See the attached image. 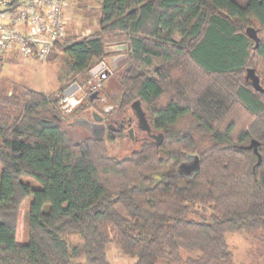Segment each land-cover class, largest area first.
I'll use <instances>...</instances> for the list:
<instances>
[{"label": "trees", "instance_id": "trees-1", "mask_svg": "<svg viewBox=\"0 0 264 264\" xmlns=\"http://www.w3.org/2000/svg\"><path fill=\"white\" fill-rule=\"evenodd\" d=\"M108 36L125 39L127 56L114 69L119 102L100 113L140 101L164 137L123 157L107 139L124 133L76 141L62 125L65 90L91 87ZM56 50L57 91L5 88L0 75V264H110L109 244L134 264H234L227 233L264 231V92L246 79L252 67L264 87V0H102L98 30ZM15 56L0 52L1 67ZM86 99L71 115L96 108ZM252 139L260 163L243 147ZM195 156L199 169L180 174Z\"/></svg>", "mask_w": 264, "mask_h": 264}, {"label": "rangeland", "instance_id": "rangeland-1", "mask_svg": "<svg viewBox=\"0 0 264 264\" xmlns=\"http://www.w3.org/2000/svg\"><path fill=\"white\" fill-rule=\"evenodd\" d=\"M101 8L102 0H68L65 17L68 32H66L65 36H84L98 30ZM124 40L125 39L122 37L116 38L108 36L106 38V50L111 53V56L104 61L110 62L112 58L119 56L118 50H124L126 47ZM55 56H58L56 60L49 61L50 58H55ZM124 56L126 57L127 54ZM49 57V59L47 58V60L44 61L33 59L27 62L23 61L18 55L15 56L12 61H7L6 59L3 60L0 69V75L4 80L2 85L5 88H10L12 82H19L36 90L45 92L57 91L62 84L59 80V60L64 57V54L62 51L56 50L55 52H52ZM121 58L122 57L118 58L115 62H118ZM115 71L116 70L111 71V73L104 79L101 77L100 72L97 75H94L91 72V87L89 89H87L88 87H81L74 91L75 96L81 100L77 106L81 103L87 105L88 101L86 98L89 95L92 96L96 91H99L96 97L97 101H95L96 108H91L88 111L85 110L84 113L80 115H71L73 110L71 112L69 110L66 111V120L63 121L62 125L65 129L70 131L74 140L80 141L87 135H90L84 127L77 124H70L75 117L89 116V118L94 119L93 113L102 115L100 113L101 109L108 112L113 110L114 105L118 104V98L114 99V101L111 98V96H115L120 90L118 81L114 75ZM94 86L97 87L94 89ZM63 108L67 110L64 105ZM153 133L155 136L160 134L158 131H153ZM141 142V137L139 138L136 134L134 137H131L129 133H126L123 136L114 137L112 140L110 138L107 139L110 153L117 157H123L131 154L133 151L139 150L141 148ZM186 161L192 163L194 157H191ZM24 222L25 208H22L20 215L21 234H23L25 229ZM262 235H264V231L258 232L256 235L244 232L227 233V241L234 255V264H264V240H262ZM69 239L73 244L80 241V238L77 235H71L69 236ZM107 254L110 264H134L137 260L135 257L122 254L120 249L114 244H109ZM77 261V264H83L84 262L82 258H77Z\"/></svg>", "mask_w": 264, "mask_h": 264}, {"label": "built area", "instance_id": "built-area-1", "mask_svg": "<svg viewBox=\"0 0 264 264\" xmlns=\"http://www.w3.org/2000/svg\"><path fill=\"white\" fill-rule=\"evenodd\" d=\"M66 6L67 0H0V52L14 51L23 61L47 60L65 35ZM80 101L65 94L61 102L71 111Z\"/></svg>", "mask_w": 264, "mask_h": 264}, {"label": "water", "instance_id": "water-1", "mask_svg": "<svg viewBox=\"0 0 264 264\" xmlns=\"http://www.w3.org/2000/svg\"><path fill=\"white\" fill-rule=\"evenodd\" d=\"M246 32H247L249 37H251L252 39L255 40L256 46H257L259 44V36H258L257 30L253 26H249V27H247ZM125 49H126V47H125ZM120 57H122V58L118 62H116V65H120V64L124 63L126 61V57L119 55L117 57L112 58V60L110 62L102 61L100 64H98L97 66H95L92 69V74L97 75L100 72L101 77L105 78L106 76H108L111 73V69L108 67V65H112L111 67L114 68L115 63H113V62H115ZM246 79L252 83V85L254 86V88L256 90L264 92V87L262 86V84L260 82L259 75L256 73V70L254 68H252V67L247 68ZM78 87H79V84L74 83L73 85H71L70 87H68L65 90V94L72 95ZM98 93H99V91H96L92 95V98H96ZM139 106L142 107L140 101H135L133 103V108H138ZM142 113L143 114L141 116L147 121V123H149V121L147 119L146 111H144L142 109ZM93 118L94 119H91V118L86 117V116L75 117L70 122V124L71 125L77 124V125L84 127L90 133V135L93 138H95L97 140H101L105 137L107 125L103 121V118L101 115H99L97 113H93ZM163 138L164 137L162 134L157 136V139H159L158 144L162 143ZM259 145H260V143L258 140L252 139L249 144L243 146L244 148L254 150V152L257 154L258 159H259L258 163H260V161L262 159L261 153L259 152ZM199 167H200L199 158L197 156H195L194 161L192 163H189L187 161H184L183 163H181L178 171L180 174L191 175L192 173L196 172L199 169Z\"/></svg>", "mask_w": 264, "mask_h": 264}, {"label": "flooded vegetation", "instance_id": "flooded-vegetation-1", "mask_svg": "<svg viewBox=\"0 0 264 264\" xmlns=\"http://www.w3.org/2000/svg\"><path fill=\"white\" fill-rule=\"evenodd\" d=\"M125 50L126 49L118 50L119 55L124 56ZM114 63H115L114 68L111 67L112 65L108 66L111 69V71H113L115 68H118L124 64V63H122L120 65H116V62H114ZM142 109L145 111L143 106L142 107L139 106L138 108H133L132 113H130V114H120L119 113L113 117H107L105 115H101L103 118V121L107 125L105 136H107L109 133L113 132L116 135L120 134V133L121 134L122 133H124V134L129 133L131 137H134V135L136 134L139 136V138L141 137L142 140L145 138L146 139L147 138H149V139L157 138V136H155V134L153 133V131H155V130L141 116L143 114ZM111 111H113V110H111ZM111 111H108V112H111Z\"/></svg>", "mask_w": 264, "mask_h": 264}, {"label": "crops", "instance_id": "crops-1", "mask_svg": "<svg viewBox=\"0 0 264 264\" xmlns=\"http://www.w3.org/2000/svg\"><path fill=\"white\" fill-rule=\"evenodd\" d=\"M66 13H67V9L65 10V13H64V18L66 17ZM65 21H66V19H65ZM66 32H68V30H67V22H66V26H65V34H66ZM13 56V55H12ZM12 56H8V58L10 59V58H13ZM1 60H2V57H1ZM30 61V60H29ZM28 62V61H27Z\"/></svg>", "mask_w": 264, "mask_h": 264}, {"label": "bare ground", "instance_id": "bare-ground-1", "mask_svg": "<svg viewBox=\"0 0 264 264\" xmlns=\"http://www.w3.org/2000/svg\"><path fill=\"white\" fill-rule=\"evenodd\" d=\"M67 7H68V0H67V6H66L65 10L67 9ZM64 13H65V11H64ZM79 88H81V86H79L77 89H79ZM73 94H75V92ZM65 107L67 108V106H65Z\"/></svg>", "mask_w": 264, "mask_h": 264}]
</instances>
